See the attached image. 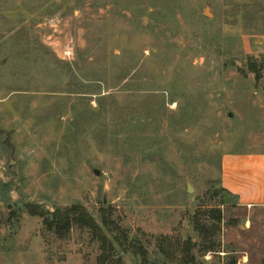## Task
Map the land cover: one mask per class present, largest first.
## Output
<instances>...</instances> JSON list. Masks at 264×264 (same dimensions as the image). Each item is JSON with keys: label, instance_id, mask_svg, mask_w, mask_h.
Returning a JSON list of instances; mask_svg holds the SVG:
<instances>
[{"label": "rangeland", "instance_id": "1", "mask_svg": "<svg viewBox=\"0 0 264 264\" xmlns=\"http://www.w3.org/2000/svg\"><path fill=\"white\" fill-rule=\"evenodd\" d=\"M72 206L149 264H264V0H0V264H98L29 213Z\"/></svg>", "mask_w": 264, "mask_h": 264}, {"label": "trees", "instance_id": "2", "mask_svg": "<svg viewBox=\"0 0 264 264\" xmlns=\"http://www.w3.org/2000/svg\"><path fill=\"white\" fill-rule=\"evenodd\" d=\"M255 71V67H253ZM31 210V211H30ZM29 213L32 216H37L42 219V223L45 228L52 232L56 238L64 239L71 227L76 225L81 229H87L95 239L100 241L102 254L98 257V264H115L117 260V249L121 252H131L134 256L140 257V264H149L148 256L145 251L139 247L131 245L125 232L121 231L116 226H112V223L102 216L100 224H98L87 212L80 206H72L66 210H54L53 212H39L37 208L30 209ZM33 210V211H32ZM210 215L220 222V212L211 211ZM114 233V244L107 241L105 234ZM188 246H193L189 241ZM193 259L190 257L186 264H191ZM231 264H235L231 262Z\"/></svg>", "mask_w": 264, "mask_h": 264}, {"label": "water", "instance_id": "3", "mask_svg": "<svg viewBox=\"0 0 264 264\" xmlns=\"http://www.w3.org/2000/svg\"><path fill=\"white\" fill-rule=\"evenodd\" d=\"M91 170L93 171L95 176H99V174H100L99 170H97L95 168H92Z\"/></svg>", "mask_w": 264, "mask_h": 264}]
</instances>
